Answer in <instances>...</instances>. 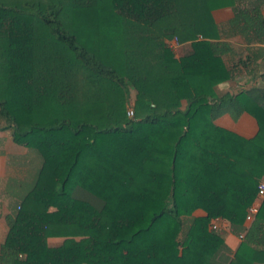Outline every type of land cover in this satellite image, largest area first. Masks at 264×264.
I'll return each instance as SVG.
<instances>
[{
    "label": "trees",
    "instance_id": "obj_1",
    "mask_svg": "<svg viewBox=\"0 0 264 264\" xmlns=\"http://www.w3.org/2000/svg\"><path fill=\"white\" fill-rule=\"evenodd\" d=\"M234 2L0 0V130L40 158L4 217L0 264L264 263V200L243 224L264 176V86L218 91L232 71L228 49L210 41L211 12ZM237 25L264 42L258 8ZM173 38L191 52L175 58ZM244 113L256 124L250 139L213 124ZM195 210L204 216L182 232ZM216 218L244 232L218 262Z\"/></svg>",
    "mask_w": 264,
    "mask_h": 264
},
{
    "label": "crops",
    "instance_id": "obj_2",
    "mask_svg": "<svg viewBox=\"0 0 264 264\" xmlns=\"http://www.w3.org/2000/svg\"><path fill=\"white\" fill-rule=\"evenodd\" d=\"M254 8L259 9L264 20V0H235L232 6L215 9L211 12L217 36L210 41L221 43L228 49L221 56V59L226 67L232 71L231 79L216 87L218 91L254 85L257 87L264 86L260 79V75L264 73V42H257L251 31L243 30L242 32L241 25L230 26L234 16ZM172 52L175 58H180L189 54L191 49L189 43H184L172 49ZM132 93L134 94V92ZM133 98L131 96V103H133ZM183 106L184 102H182ZM213 124L244 139L254 137L257 130L254 119L245 113L236 120H232L227 114H224L214 119ZM33 152L15 145L11 141L8 130H0V246L7 233L5 215L15 209L18 201L29 191L35 181L40 166V158L38 162L36 152ZM202 216L204 213L201 210H195L189 217L184 218L182 232L185 231L192 219ZM217 233L225 248L217 254L215 262L223 260V258H231L241 243L237 234L232 233L230 228L227 232L220 230ZM61 242V238L46 239L49 247H56ZM252 264L264 263L253 262Z\"/></svg>",
    "mask_w": 264,
    "mask_h": 264
},
{
    "label": "built area",
    "instance_id": "obj_3",
    "mask_svg": "<svg viewBox=\"0 0 264 264\" xmlns=\"http://www.w3.org/2000/svg\"><path fill=\"white\" fill-rule=\"evenodd\" d=\"M177 46H178V42L176 38H173L168 43V48L171 50L176 48ZM126 115L128 116V118H131L133 116L132 110L129 109L126 112ZM263 200H264V176L258 180L254 197L252 201L249 203V205L245 208L244 220H243L244 226H247L255 218ZM211 229L217 232L220 230L227 232L229 231V224L225 220L216 218L212 221ZM243 234L244 232L239 233L237 235V238L241 240L243 237Z\"/></svg>",
    "mask_w": 264,
    "mask_h": 264
},
{
    "label": "rangeland",
    "instance_id": "obj_4",
    "mask_svg": "<svg viewBox=\"0 0 264 264\" xmlns=\"http://www.w3.org/2000/svg\"><path fill=\"white\" fill-rule=\"evenodd\" d=\"M167 46H168V44H167ZM131 96H132V98L134 97V94L132 92L130 93L129 101H128V103L125 106V111L126 112L129 109H131L132 112H133V109H132V104L133 103H131ZM133 101H134V98H133ZM133 115H134V113H133ZM126 117H128V116L126 115ZM33 153H35V152H33ZM35 154L37 156V157L36 156L35 157H36L37 161L39 162V157H38L37 153H35ZM72 195L74 197L78 198L79 200L85 201V202H87V203H89V204H91L93 206H97L100 203L95 197L91 196L90 194L86 193L85 191L80 190L79 188H75L73 193H72Z\"/></svg>",
    "mask_w": 264,
    "mask_h": 264
}]
</instances>
